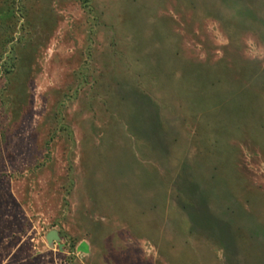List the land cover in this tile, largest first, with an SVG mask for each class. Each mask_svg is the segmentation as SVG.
I'll return each instance as SVG.
<instances>
[{
    "label": "rangeland",
    "instance_id": "rangeland-1",
    "mask_svg": "<svg viewBox=\"0 0 264 264\" xmlns=\"http://www.w3.org/2000/svg\"><path fill=\"white\" fill-rule=\"evenodd\" d=\"M1 41L0 264H264V0H0Z\"/></svg>",
    "mask_w": 264,
    "mask_h": 264
},
{
    "label": "trees",
    "instance_id": "trees-1",
    "mask_svg": "<svg viewBox=\"0 0 264 264\" xmlns=\"http://www.w3.org/2000/svg\"><path fill=\"white\" fill-rule=\"evenodd\" d=\"M253 1H255V0H253ZM215 6V5H214ZM213 6V7H214ZM228 7H229V9L232 7V6H230V5H227ZM220 6L218 5V7H216V8H219ZM220 8H222V7H220ZM224 9V8H223ZM211 10H213V9H211ZM225 10V9H224ZM214 12H216L215 10H213ZM228 11V10H227ZM231 11V10H230ZM228 13H229V11H228ZM2 16V15H1ZM6 16V15H5ZM216 18H218L217 16H216ZM219 19V18H218ZM230 19H233V18H230ZM20 39V38H19ZM11 40V39H10ZM5 42V41H4ZM11 42V41H10ZM2 44V41L0 42V45ZM13 46V45H12ZM0 47H2V46H0ZM14 49V46H13V48H12V50ZM12 50H11V53L7 56V59L2 63L3 65H2V71L4 72V75H8V74H10L12 71H13V66L15 65V62H14V58H13V52H12ZM14 51H15V49H14ZM263 73V72H262ZM178 197H179V199L176 201V203H178L179 204V209L181 210V211H183V210H187V208H188V205H189V201H188V199L184 196V197H182L181 195H177ZM189 198V197H188ZM185 224V223H184ZM184 229V226L183 225H181L180 224V221H179V223L178 224H176V227H175V230L173 231L174 232V234L175 235H177V236H183L184 234H185V231L183 230ZM182 238H184V236L182 237ZM73 242H72V244H71V246L73 247Z\"/></svg>",
    "mask_w": 264,
    "mask_h": 264
}]
</instances>
